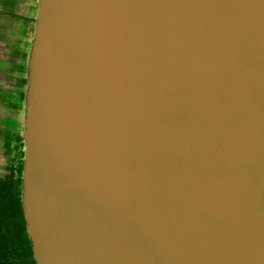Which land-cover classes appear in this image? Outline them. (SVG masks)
Masks as SVG:
<instances>
[{
  "label": "water",
  "instance_id": "95a60500",
  "mask_svg": "<svg viewBox=\"0 0 264 264\" xmlns=\"http://www.w3.org/2000/svg\"><path fill=\"white\" fill-rule=\"evenodd\" d=\"M28 67L35 264H264V0H38Z\"/></svg>",
  "mask_w": 264,
  "mask_h": 264
},
{
  "label": "rangeland",
  "instance_id": "374dc122",
  "mask_svg": "<svg viewBox=\"0 0 264 264\" xmlns=\"http://www.w3.org/2000/svg\"><path fill=\"white\" fill-rule=\"evenodd\" d=\"M2 1L0 0V26H4L7 20L10 21L12 15L18 20L22 12H27L24 2L13 9L11 4ZM17 22L18 25L14 26L11 22L8 30L0 27V178L14 174L16 166L20 161L23 162L24 156L27 95L30 86L28 60L34 33L26 46L23 41L26 29L20 21ZM15 251L16 254H10L9 264H27L20 257L19 250Z\"/></svg>",
  "mask_w": 264,
  "mask_h": 264
},
{
  "label": "trees",
  "instance_id": "16d2710c",
  "mask_svg": "<svg viewBox=\"0 0 264 264\" xmlns=\"http://www.w3.org/2000/svg\"><path fill=\"white\" fill-rule=\"evenodd\" d=\"M21 174L20 161L14 174L0 178V264H9L10 254H16L15 250H19L27 264H35L21 208Z\"/></svg>",
  "mask_w": 264,
  "mask_h": 264
},
{
  "label": "crops",
  "instance_id": "0c3cea01",
  "mask_svg": "<svg viewBox=\"0 0 264 264\" xmlns=\"http://www.w3.org/2000/svg\"><path fill=\"white\" fill-rule=\"evenodd\" d=\"M2 2L3 3L8 2L9 4H11V6H12L13 9L16 6L18 7L19 5H21L22 2H24L23 4L26 5L27 12L26 13H23L22 12V15H21V18L20 19L18 18V20H17L12 15V18H10V21L7 20V22L5 23V25L3 23L4 26H2V24H1L0 27L3 28V29H5V30H8L9 28H7V27H8V25L11 22L13 23L12 26H14V25H18L19 22H17V21H20L21 24H22V26H24L25 29H26V33L23 34V41L26 42V46H28L27 43H29V42H27V41L30 40V37L34 33L33 31H34L35 17H36L37 8H38V0H3ZM29 49L30 48H28V51H29ZM3 50H6V49L3 48Z\"/></svg>",
  "mask_w": 264,
  "mask_h": 264
}]
</instances>
